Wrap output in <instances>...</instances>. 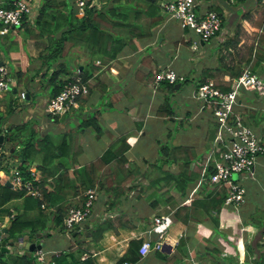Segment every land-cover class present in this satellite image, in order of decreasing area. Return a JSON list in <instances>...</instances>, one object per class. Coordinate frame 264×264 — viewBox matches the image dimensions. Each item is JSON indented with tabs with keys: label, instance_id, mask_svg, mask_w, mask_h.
I'll list each match as a JSON object with an SVG mask.
<instances>
[{
	"label": "trees",
	"instance_id": "1",
	"mask_svg": "<svg viewBox=\"0 0 264 264\" xmlns=\"http://www.w3.org/2000/svg\"><path fill=\"white\" fill-rule=\"evenodd\" d=\"M12 1L0 0V6L9 7ZM98 1L101 3L100 7L87 0L83 12L80 13L74 0H39L33 19L29 21L24 17L21 26L17 28L24 36L42 44L36 56L29 53L23 39H14L13 30L0 34V60L17 61L15 66L10 67L16 91L13 93L11 88L3 94L4 108H0V134H3L13 146V150H8L7 156L16 157L17 160L14 162L23 175H26V169L30 164L39 171L40 178L36 185L41 193V196L37 197L23 189H12L0 178V207L11 199L22 198V208L8 222L6 237H12L18 231L25 229L29 232L43 231L49 227H57L60 231L66 230L63 219L68 207L71 204L82 205L86 189L93 188L96 192L103 190L106 193L105 218L93 223L89 228L90 237L96 241L104 231L115 230L121 224L122 215L114 208H116V199L125 191L133 188L134 197L139 198L141 191L157 186L160 193L153 199V206H157L161 202L159 196L164 202L182 198L186 195L188 183L200 178L201 183L195 196L188 203L181 202L173 214L175 219L193 232L195 238L204 243H211L212 246L210 248L207 246L204 253L208 256V264H224L216 240L218 237L232 240L233 237L224 235L220 227L231 224L233 230L239 231L240 228H237L239 220L237 213L233 210L227 211L223 207L228 188L220 182L211 183L206 177L213 171L214 162L220 151L224 149V145L217 138L218 124L215 121L208 123L204 137L206 148L211 149L209 155H197L191 145L160 143L158 159L147 162L144 169H140L137 163L126 158L125 151L130 145L128 133L111 135L110 143L99 156L84 164L77 162L76 156L81 151L85 131L91 129L96 137L105 132L98 119L100 114L98 106L85 115L81 113L76 125L52 136L48 132H40L38 123L32 120L14 124L12 127L6 125L9 116L19 106L17 94L20 86L27 92L29 99L34 100L37 93L33 92L32 88H35L33 81L34 78L39 77V87H45L48 97H51L77 70L82 81L88 85L89 91L90 82L93 81L91 75L99 68L94 64L95 60H99V64H105L125 46L138 49L144 40L152 37L153 27L164 17L160 0ZM214 10L223 18L221 11L216 8ZM263 12L264 10L260 12L262 21L260 24L258 21L253 28L258 30L256 46L250 44L239 58H231L228 61H225L221 54L219 63L215 67L202 69L196 77L197 82L212 78L221 89L226 90L230 88L232 78L244 70L256 72L263 78ZM234 38L236 37H232L222 45L227 47ZM75 47L79 48L88 59L85 64L74 66L70 64L68 56ZM35 58L40 62L26 80L24 76L30 72V64ZM152 70L151 75L154 78L158 69L153 66ZM222 70L228 74L226 79L220 78ZM189 80L192 79L186 77L178 88ZM93 83L97 84V81ZM161 83L167 87V91L176 89L175 83L167 81ZM238 95L239 113L244 117L245 123L259 131L264 143V96L259 90L245 89H242ZM73 109L75 108L68 109L62 115L54 114L55 118L72 114ZM157 112L169 117L175 112L167 95L158 106ZM3 150L7 149L0 146V163L3 160ZM173 162L178 165L176 171L163 168V165ZM42 203L43 207H41ZM242 224L246 227L248 243L242 244L240 237L235 238L238 261L241 264H264V203L257 205ZM70 231H74L75 242L68 246L67 252L53 255L47 263L39 261L32 252L17 253L1 250L0 263L61 264V261L62 264L63 262L80 264L72 256L73 251L81 252L76 249L77 246L75 247L80 244L78 240L80 233L74 228ZM189 236V233L180 235L171 254L158 249L150 251L163 264H184L185 250L190 243ZM142 240V238L131 239L127 249L114 264H135L140 260L142 256L138 248ZM193 264H201V262L197 261Z\"/></svg>",
	"mask_w": 264,
	"mask_h": 264
},
{
	"label": "crops",
	"instance_id": "2",
	"mask_svg": "<svg viewBox=\"0 0 264 264\" xmlns=\"http://www.w3.org/2000/svg\"><path fill=\"white\" fill-rule=\"evenodd\" d=\"M253 2L255 1L204 0V5L208 9L216 8L222 12L223 16L226 14V9L232 8L235 4L245 3L252 5ZM162 13L164 15L163 20L153 27L152 37L144 40L138 49L134 50L129 46H125L113 59L105 64H99V60H95L94 64L98 65L99 68L91 75L93 81L90 82L89 91L79 97L78 105L73 109L72 114L56 116L55 118V115L48 113L46 110L45 102L47 99L44 101L40 97V99L34 101L28 97L24 101L18 100L21 104L9 116L6 125L9 124L12 127L14 124L32 120L38 123L40 132H48L52 136L66 130L68 127L76 125L81 113L85 115L94 108L99 107L100 114L98 119L103 125L105 132L96 137L91 129L85 131L83 142L81 143V151L76 156L79 164H84L99 156L110 143L111 135L116 136L128 133L130 145L125 151L126 158L137 163L140 169H144L147 162L155 160L156 156L158 157L159 141L166 136H172V127L175 128L177 134L180 131H185L184 135L193 131L196 134L194 136L193 133L194 137L192 140H189V138L186 140L177 139L172 144L191 145L196 151H203V155H209L211 149L206 148L207 144L204 137L208 123L214 121L210 107L202 106L200 102L198 105L193 103L195 106L193 108L177 104L175 109L179 110V112H174L172 117L158 113L157 108L166 97L165 92H167V87L161 82L154 83L151 72H153V66H156L157 69L167 66L172 67L176 71L184 73L186 77L193 79V87L191 89L193 93L194 84L197 82L196 77L202 69L204 67L213 68L217 65L215 52L214 50H210L212 49L211 43L213 41L211 40L212 42L208 43L201 41L198 48L199 55L196 56L197 59H194V56L190 53L192 51L189 49L190 47L185 46L183 48L180 42L183 40L186 45H189L192 39L196 38V35L186 29L180 31L179 28V33L172 40H169L167 35L164 37L160 36L165 31L166 24L171 21L164 11ZM167 30L170 29L167 28ZM12 32L14 33L15 40H24L26 49L31 55H37L38 50L42 47L40 42L24 36L20 29H15ZM166 33L170 34L169 32ZM68 59L72 66L82 65L88 61L86 56L77 47L70 51ZM195 60L201 64V66L196 68V71L193 66ZM39 62L36 58L32 60L30 64L31 70L24 76L26 80ZM11 63L15 66L17 61L12 60ZM227 75L222 70L220 78L226 79ZM38 80H40L39 77H36L33 81L35 88L32 89L34 93H37L36 91L39 89L40 83H38ZM95 81H97V84L93 83ZM3 97L0 94L1 109L4 108ZM40 100L41 102H39ZM174 120L178 121L177 126L173 125L172 121ZM186 124H192V127L189 126V130H187L184 128ZM170 125L171 127H169ZM185 136L188 137V135ZM0 146H4L7 149L3 150V160L0 163L2 164L0 165L1 171L6 170L9 166L16 165L14 161L17 159L14 155L7 156L8 150H11V148L13 150V146L4 138V135L2 136ZM257 166H260L258 170H256ZM256 171L264 177L263 156L258 158L255 165ZM3 177L0 175V178L5 183L9 182L6 177H4L5 179ZM199 181H201L200 178L188 183L187 187L196 189L197 185H200ZM159 193L160 189L157 186L141 191L139 198L134 197L135 189L132 188L125 191L124 194L116 199V208H114L115 211L120 212L122 215L121 224L115 230L109 229L104 231L102 236L95 241L90 237L89 228L93 223L104 219L106 215V193L103 190L96 192L91 214L78 225L77 229L74 228L77 232H83V236H80L78 239L80 244L75 245V247L77 246L76 249H79L81 252H77L78 250L73 251L72 256L74 260L80 264H114L127 249L128 242L133 238L149 239L151 244L160 238L164 241L163 244L170 245L172 249L168 254H171L175 250L178 237L189 233L190 243L189 245L187 244V249L185 250L184 264H193L197 263V261H200L201 264H208V256H205L204 253L207 246L209 248L212 246L211 243H204L198 240L185 224L175 219L173 213L175 208L180 204L178 198L171 202H164L162 197L159 196L160 204L153 206V199L157 198V194ZM263 203L264 185L253 188L251 191L246 187L245 200L242 206L243 218L246 219L257 205ZM21 208L22 198L11 199L1 206L0 229L8 226L11 213L15 214ZM227 211L232 210L227 208ZM160 214L166 217L160 223H155L153 217ZM237 225V228H240L239 231L233 230L231 224L220 227L224 235L233 237L232 240L218 237L222 240V243L224 242V246L218 245L220 258L224 264H241L237 258L235 238L240 237L242 244L248 243V238L244 224L238 220ZM7 233H2L1 235L7 241L6 247L8 252H32L35 255L36 250L29 251L28 246L30 243H39L43 254L41 262L44 263H47L57 253L67 252L68 246L75 242L73 237L74 231H60L57 227H49L43 231L36 232H29L27 229L20 230L12 237H6ZM75 247H72L73 250ZM60 263L62 264L61 261ZM143 263L163 264L160 259L152 255L151 251L141 257L135 264ZM63 264L65 263L63 262Z\"/></svg>",
	"mask_w": 264,
	"mask_h": 264
},
{
	"label": "built area",
	"instance_id": "3",
	"mask_svg": "<svg viewBox=\"0 0 264 264\" xmlns=\"http://www.w3.org/2000/svg\"><path fill=\"white\" fill-rule=\"evenodd\" d=\"M78 12H83V7L87 0H74ZM256 1V0H255ZM264 9V0H257ZM91 4L100 7L98 0H91ZM39 0H13L9 7L0 6V34L9 30H15L21 26L25 17L31 21L36 14ZM162 11L170 20H177L181 29L189 30L196 35L190 46L198 49L200 42L208 43L222 32L223 18L214 9H208L204 5V0H160ZM186 80L184 73L176 71L172 67H162L154 75L153 82L159 83H180ZM13 78L8 76L6 65H0V92L11 89ZM259 90L264 95V81L256 72L249 70L242 71L231 80L230 88L221 89L214 79L207 78L204 81L196 82L193 88V97L201 102L202 106L210 107L214 121L218 124L217 138L224 145L214 162L213 171L207 174V179L211 183L220 182L228 188L223 201V207L234 210L239 222H243L242 206L245 200L246 185L242 174H246L250 179L255 176V165L260 156L264 153V143H262L259 131L245 123L243 116L239 113L240 100L238 94L242 90ZM88 92V85L82 81L78 71L75 70L71 78L67 80L62 88L53 96L46 100V110L54 115H62L70 108H76L81 95ZM18 98L22 101L28 99V94L24 89L18 90ZM211 153V150H210ZM6 173V174H5ZM5 174V175H4ZM0 175L6 177L12 189H23L32 196H41L37 187L40 173L33 164L26 169L23 175L17 165H12L1 170ZM3 177V178H4ZM5 179V178H4ZM201 183V181H199ZM196 189L187 188L186 195L179 203H188L194 196ZM85 199L82 205H71L68 207L63 224L66 230H71L75 225L85 221L91 214L92 206L96 198V191L87 188L84 193ZM44 204H41L43 207ZM14 213H11V217ZM166 216L156 215L153 217L155 223H160ZM217 238V246L224 243ZM163 240L158 238L151 244L149 239H143L138 251L143 257L151 249L162 247ZM36 258L43 259L42 250L35 251Z\"/></svg>",
	"mask_w": 264,
	"mask_h": 264
},
{
	"label": "rangeland",
	"instance_id": "4",
	"mask_svg": "<svg viewBox=\"0 0 264 264\" xmlns=\"http://www.w3.org/2000/svg\"><path fill=\"white\" fill-rule=\"evenodd\" d=\"M262 10H263L262 6H260L258 4L257 0L255 2H253L252 5H247L245 3L244 4H238V5L235 4L232 8H229L228 10L226 9V14L223 15L222 32L217 37L212 39L213 42L211 41L212 42L211 43L212 49H210V50H212V51L214 50V52H215L216 63H219V56L221 54L224 56L225 61H228L231 58H239V56H241L245 52V49L250 44H253L254 46H256L255 40H256V35H257L258 30H254L253 28H254V25H256V23L258 21H259L258 24H260V21H262V18L260 16V12ZM233 24H234V26L232 27ZM167 28H169L170 30H167ZM179 28H180V31L184 30L183 28L181 29L177 20L176 21L171 20L166 24V29L160 36L164 37L165 35H167L169 40H172L179 33ZM166 32H169L170 34H167ZM232 37H236V38H234L232 40L231 44H229L227 47L222 45V43H225V41L231 39ZM180 44L183 46V48L185 46H187L188 48L190 47L189 49L194 51V52L190 51V53L194 56V59H197L196 56L199 55V52H198L199 49H192L190 44L186 45V43L183 40H181ZM219 44H220V46H219ZM204 46H205V44H204ZM220 63H221V60H220ZM4 64L6 65V69L8 71V76L13 78L10 67L14 66V64L13 63L10 64L7 61H5ZM193 66L195 67V71H196V68L201 66V64L199 62H197V60H195V62L193 63ZM263 78H264V75H263ZM36 87H37V85H36ZM192 87H193V79L182 84V86L178 89L176 88V89L165 92L166 95L168 96L169 101L172 103V106H173V109L175 112H179V110L175 109L177 104L187 105L188 108L195 107L193 103H195V105L199 104L200 101L192 96V92H191ZM20 89H23V88L20 86ZM4 93L5 92H0V94H2V95ZM40 97L44 101L48 97L47 90L43 86L39 87V89L37 90V94L34 97V101H37L38 99H40ZM17 100H19V98H17ZM39 102H41V100ZM20 104L21 103H19V105ZM213 120H214V118H213ZM172 122H173V125H175V126L178 125L177 120H174ZM172 122H170V124H172ZM189 126L192 127V124H186V125H184V128L189 130ZM169 127H171V125ZM171 130H172V136L164 137V139L159 141L160 143H167L169 145H174L172 143H173V141H175L177 139L186 140L189 138V140L190 139L192 140V138L196 135L195 132L193 131V132H190L188 134H185V135H188V137H186L184 135V133H186L185 131H180L177 134L175 132V128L172 127ZM159 132L161 133V131H159ZM193 133H194V136H193ZM196 153H197V155L200 156L203 153V151H196ZM157 159H158V157L156 156L155 161ZM163 166H164L163 168H166V169H169L172 171H176L178 169V165L175 162H173L171 164H165ZM259 167L260 166H257L256 170H258ZM242 177L244 180H246L244 182L246 184V187L250 191L253 188L261 187L264 185V177L262 176L261 173L259 174L258 171L255 172V176L253 179H250L246 174H242ZM78 232L80 233V236H83L82 231H78Z\"/></svg>",
	"mask_w": 264,
	"mask_h": 264
},
{
	"label": "water",
	"instance_id": "5",
	"mask_svg": "<svg viewBox=\"0 0 264 264\" xmlns=\"http://www.w3.org/2000/svg\"><path fill=\"white\" fill-rule=\"evenodd\" d=\"M4 62L2 60H0V65H2ZM180 85V83H175L174 84V87L175 88H178ZM16 91V87L15 86H12V92L14 93ZM2 134H0V142L2 141ZM12 150V148H11ZM7 185L10 186V183L9 182H6ZM75 229L78 228V225L74 227ZM8 229H9V226H4L0 229V249L4 252H7V247H6V243L7 241L5 240V238H2V233H6L8 232ZM29 247V251H32V250H38V249H41V246L39 243H30V245L28 246ZM171 247L170 245H167V244H163L162 247H161V251L163 252H170L171 251Z\"/></svg>",
	"mask_w": 264,
	"mask_h": 264
}]
</instances>
